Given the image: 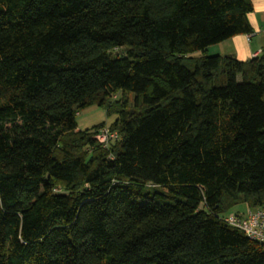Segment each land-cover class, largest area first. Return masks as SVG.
Here are the masks:
<instances>
[{
	"label": "trees",
	"instance_id": "1",
	"mask_svg": "<svg viewBox=\"0 0 264 264\" xmlns=\"http://www.w3.org/2000/svg\"><path fill=\"white\" fill-rule=\"evenodd\" d=\"M252 10L0 0V264H264L224 219L264 206V52L207 53Z\"/></svg>",
	"mask_w": 264,
	"mask_h": 264
},
{
	"label": "crops",
	"instance_id": "2",
	"mask_svg": "<svg viewBox=\"0 0 264 264\" xmlns=\"http://www.w3.org/2000/svg\"><path fill=\"white\" fill-rule=\"evenodd\" d=\"M253 31L247 34H237L217 44L208 47V54L234 55L239 60H249L264 52V0H253V10L248 14ZM199 55H202L199 52ZM198 55V56H199ZM78 122V128H80ZM249 209L244 203L233 213H244Z\"/></svg>",
	"mask_w": 264,
	"mask_h": 264
},
{
	"label": "built area",
	"instance_id": "3",
	"mask_svg": "<svg viewBox=\"0 0 264 264\" xmlns=\"http://www.w3.org/2000/svg\"><path fill=\"white\" fill-rule=\"evenodd\" d=\"M96 139L104 146H109L118 139V133L109 126L102 127L96 133ZM229 224L241 229L245 234L264 244V206L249 208L244 213H231L224 217Z\"/></svg>",
	"mask_w": 264,
	"mask_h": 264
},
{
	"label": "rangeland",
	"instance_id": "4",
	"mask_svg": "<svg viewBox=\"0 0 264 264\" xmlns=\"http://www.w3.org/2000/svg\"><path fill=\"white\" fill-rule=\"evenodd\" d=\"M195 55H199V52L195 53ZM117 97H121L120 94H117ZM133 95V94H132ZM132 95H130V98H132ZM116 96V95H115ZM115 119L114 116H108L106 114V110L103 107L93 105L90 106L82 111L77 115V121L80 124V128H90L96 124H99L101 122H106L107 126ZM244 203L238 204L232 211L238 209L241 205Z\"/></svg>",
	"mask_w": 264,
	"mask_h": 264
}]
</instances>
